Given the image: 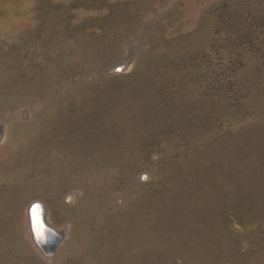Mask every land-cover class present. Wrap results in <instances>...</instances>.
<instances>
[{"label":"rangeland","instance_id":"374dc122","mask_svg":"<svg viewBox=\"0 0 264 264\" xmlns=\"http://www.w3.org/2000/svg\"><path fill=\"white\" fill-rule=\"evenodd\" d=\"M0 264H264V0H0Z\"/></svg>","mask_w":264,"mask_h":264},{"label":"bare ground","instance_id":"6f19581e","mask_svg":"<svg viewBox=\"0 0 264 264\" xmlns=\"http://www.w3.org/2000/svg\"><path fill=\"white\" fill-rule=\"evenodd\" d=\"M37 204L38 203H34L32 206L30 205L31 208H29V214L27 213L28 215H26V220H27V224H28V230H29V233H30L31 237L33 238V240L35 241L37 246L40 248V250L41 251L44 250V251L48 252V251H51L56 246V244H57V242L59 240V237H60L59 234H60L61 231H64L65 228H63L64 230L63 229H59L58 230L53 225L48 224V222L46 220L47 219L46 215H45L44 210H43V207L39 204L40 207H41V222L43 224V229H44V231H43L44 239L43 240L39 239L37 237L36 231L34 229L33 218H32V208H33L34 205H37Z\"/></svg>","mask_w":264,"mask_h":264},{"label":"snow or ice","instance_id":"6c2138e0","mask_svg":"<svg viewBox=\"0 0 264 264\" xmlns=\"http://www.w3.org/2000/svg\"><path fill=\"white\" fill-rule=\"evenodd\" d=\"M32 218H33V226L36 231L37 237L43 240L44 239V236H43L44 229H43V224L41 222V207L39 204L33 206Z\"/></svg>","mask_w":264,"mask_h":264}]
</instances>
